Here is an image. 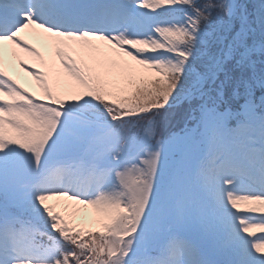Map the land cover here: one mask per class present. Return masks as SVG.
Wrapping results in <instances>:
<instances>
[{
	"label": "snow or ice",
	"instance_id": "1",
	"mask_svg": "<svg viewBox=\"0 0 264 264\" xmlns=\"http://www.w3.org/2000/svg\"><path fill=\"white\" fill-rule=\"evenodd\" d=\"M5 45L41 61L18 66L42 95ZM0 264H264V0H0Z\"/></svg>",
	"mask_w": 264,
	"mask_h": 264
},
{
	"label": "rangeland",
	"instance_id": "2",
	"mask_svg": "<svg viewBox=\"0 0 264 264\" xmlns=\"http://www.w3.org/2000/svg\"><path fill=\"white\" fill-rule=\"evenodd\" d=\"M240 2L245 4L259 5L261 3V0H240ZM214 26L216 27V34L222 38V45H226L227 43H229L234 33L228 29L221 31L219 25H215V22H214ZM234 26L238 27V25L235 24ZM55 39L56 38L53 37L47 38L45 36L42 40L41 37L38 36V39H33L34 40L33 44H29V45L40 53V56L42 57L45 63L54 64L55 66H57L59 65L58 63L59 61L55 55L56 52V47L54 44ZM94 43L99 44L100 42L96 41ZM102 47H107V46L102 45ZM61 51H66V49L62 48ZM16 52L19 53L23 58L27 59L29 63L35 65L36 68L41 67V61L37 60L35 57H31L26 53L20 52L19 49H17ZM113 59L119 60L121 59V57L117 55L114 56ZM122 59L127 61L129 65H132L133 68L140 75H144V76L152 75L151 73H147L145 70L141 69L139 66L134 65L132 61H128L126 57ZM5 65H6V61L4 60V67ZM56 68L60 70L59 67ZM60 71L62 72V70ZM23 75L25 76L26 80H30L31 82L36 83L26 73L23 72ZM65 78H67L66 74H65ZM38 92L41 93L40 89ZM187 109H188V104L186 101H180L177 103V105L174 106L172 112L169 115V121L167 125L169 133L179 132L181 128L184 127L187 121L181 119L180 116L183 115L187 111ZM48 203L50 206L53 207L55 212L60 213L69 222L70 226L77 229H82L86 232L98 233L100 231V226L98 223H96V221L100 218H97L99 216L94 210L88 212L85 208H82V206L77 207L72 204L73 202L71 203L66 200L64 201L50 200L48 201Z\"/></svg>",
	"mask_w": 264,
	"mask_h": 264
},
{
	"label": "bare ground",
	"instance_id": "3",
	"mask_svg": "<svg viewBox=\"0 0 264 264\" xmlns=\"http://www.w3.org/2000/svg\"><path fill=\"white\" fill-rule=\"evenodd\" d=\"M31 34H36L33 32H25L22 34V39L25 40L28 44H33L34 40L32 39L31 36L33 37H37L36 35H31ZM47 38H49L47 36V34H44ZM11 45H5V51H4V60L6 61V65H5V71L8 72V74L15 80H17L18 82H22L24 87L27 89V91L33 93L34 95H42V93H39V86L36 85V83L31 82L30 80H26L24 79L25 76L23 77L22 75V70L20 69V67L18 66L20 62H23L25 65H31L33 68H36L35 65L29 63L27 61V59L23 58L19 53L16 52V49L11 48ZM12 53H15V56L12 55ZM16 61V62H15ZM72 203V201H69ZM73 204V203H72ZM75 205V204H73ZM75 206H79L80 205H75ZM86 210L88 212H91L93 209L91 208H86ZM100 218V217H97ZM256 235H262L259 232H256Z\"/></svg>",
	"mask_w": 264,
	"mask_h": 264
}]
</instances>
